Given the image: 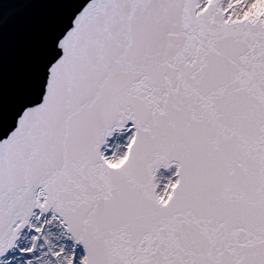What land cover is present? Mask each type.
Segmentation results:
<instances>
[{"label": "snow or ice", "instance_id": "snow-or-ice-1", "mask_svg": "<svg viewBox=\"0 0 264 264\" xmlns=\"http://www.w3.org/2000/svg\"><path fill=\"white\" fill-rule=\"evenodd\" d=\"M0 264H264V0H3Z\"/></svg>", "mask_w": 264, "mask_h": 264}]
</instances>
